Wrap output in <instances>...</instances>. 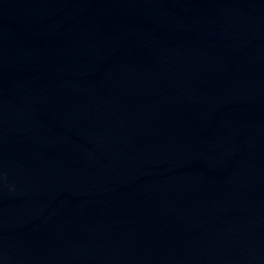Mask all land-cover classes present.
I'll return each instance as SVG.
<instances>
[{"label":"water","instance_id":"obj_1","mask_svg":"<svg viewBox=\"0 0 264 264\" xmlns=\"http://www.w3.org/2000/svg\"><path fill=\"white\" fill-rule=\"evenodd\" d=\"M0 264H264V0H0Z\"/></svg>","mask_w":264,"mask_h":264}]
</instances>
